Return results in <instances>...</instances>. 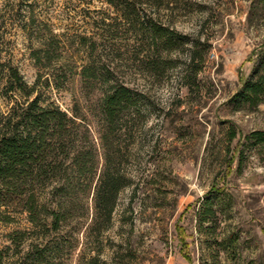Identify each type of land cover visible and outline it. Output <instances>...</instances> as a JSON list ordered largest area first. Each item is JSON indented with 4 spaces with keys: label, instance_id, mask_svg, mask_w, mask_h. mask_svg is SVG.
Returning a JSON list of instances; mask_svg holds the SVG:
<instances>
[{
    "label": "rangeland",
    "instance_id": "rangeland-1",
    "mask_svg": "<svg viewBox=\"0 0 264 264\" xmlns=\"http://www.w3.org/2000/svg\"><path fill=\"white\" fill-rule=\"evenodd\" d=\"M147 20L184 43L152 47L141 29ZM263 50L264 0H0V58L35 87L31 98L70 113L78 105L100 169L109 152L128 181L108 229L93 226L88 185L74 202L84 216L40 264H80L98 252L120 264H264V146L246 139L264 130V103L235 101ZM109 82L138 89L147 104L130 132L103 147L98 105ZM7 84L5 77L0 124L27 101ZM207 200L214 214L201 222ZM31 226L27 214L0 220V249Z\"/></svg>",
    "mask_w": 264,
    "mask_h": 264
},
{
    "label": "trees",
    "instance_id": "trees-1",
    "mask_svg": "<svg viewBox=\"0 0 264 264\" xmlns=\"http://www.w3.org/2000/svg\"><path fill=\"white\" fill-rule=\"evenodd\" d=\"M133 11L140 21L135 7ZM140 23L157 50H171L184 43L172 30L154 21ZM88 73L84 71V77L90 76ZM5 77L8 91L23 92L27 101L15 103L0 124V220L14 222L18 215L27 214L32 226L9 234L10 244L0 249V264H40L46 253L60 249L63 242L59 236L70 221L84 216L74 202L88 185L93 190V226L108 229L128 181L109 152L104 153L100 169L99 146L78 105L70 113L58 103L42 102L40 95L31 98L35 87L30 88L18 68L0 58V82ZM145 97L125 83L107 84L98 105L103 120L99 131L103 147L109 146L118 134L131 131L129 120L142 115ZM235 101L248 107L264 103V54L260 66L244 80ZM236 135L233 130L232 137ZM246 139L264 146V130L253 131ZM210 203L211 200L204 202L201 222L210 221L214 214ZM29 239L32 241L26 249ZM80 264L120 263L104 259L98 252L83 254Z\"/></svg>",
    "mask_w": 264,
    "mask_h": 264
}]
</instances>
